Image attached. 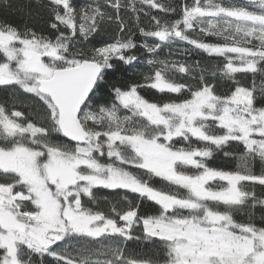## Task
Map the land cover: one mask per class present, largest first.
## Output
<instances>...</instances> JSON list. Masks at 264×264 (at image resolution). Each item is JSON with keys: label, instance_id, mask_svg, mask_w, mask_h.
Here are the masks:
<instances>
[{"label": "snow or ice", "instance_id": "6c2138e0", "mask_svg": "<svg viewBox=\"0 0 264 264\" xmlns=\"http://www.w3.org/2000/svg\"><path fill=\"white\" fill-rule=\"evenodd\" d=\"M0 14V264H264V0Z\"/></svg>", "mask_w": 264, "mask_h": 264}, {"label": "trees", "instance_id": "16d2710c", "mask_svg": "<svg viewBox=\"0 0 264 264\" xmlns=\"http://www.w3.org/2000/svg\"><path fill=\"white\" fill-rule=\"evenodd\" d=\"M10 3H14L15 0H9ZM0 15H3V14H0ZM6 18L8 19H11L13 21H16L18 19V17L14 16V15H11L10 13L7 14ZM146 96H148L149 98H152L153 97V93L152 92H148V93H145ZM222 161H217V164H221Z\"/></svg>", "mask_w": 264, "mask_h": 264}]
</instances>
